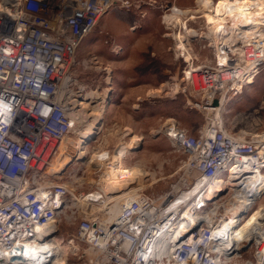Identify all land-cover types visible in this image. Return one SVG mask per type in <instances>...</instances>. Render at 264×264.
<instances>
[{
  "label": "built area",
  "instance_id": "1",
  "mask_svg": "<svg viewBox=\"0 0 264 264\" xmlns=\"http://www.w3.org/2000/svg\"><path fill=\"white\" fill-rule=\"evenodd\" d=\"M117 4L128 8L131 1L2 0L0 3V246L4 249L19 250L36 237L37 227L56 223L71 194L63 184L43 181L63 140L76 127L68 114L69 104L66 105L73 100L61 102L58 97L65 78L72 79L69 74L81 43ZM239 49L241 54L231 50L220 54L236 59L234 65L223 63L216 53L213 65H201L197 67L199 71L190 72L188 81L202 96V107L207 111V107L220 106L225 97L240 95L248 85V78L264 72V36L240 43ZM239 60L245 62L247 69ZM79 97L80 93L74 100ZM215 100L219 102L217 106ZM165 135L177 151L187 156L181 170L188 179L193 173L207 181L226 177L240 160L242 168L248 162L251 170L264 172V154L259 156L260 150H264L260 135L230 133L216 116L198 136L174 124L167 125ZM241 167L236 172L243 179L234 181L237 183L234 188L239 191L244 190L242 182L248 177ZM195 185L196 179L192 177L184 188L156 199L138 193L136 199L121 205L113 221L108 220L107 211H102L101 217L91 214L82 218L77 239L97 253L90 264H221L215 249L218 241L215 233L229 218L225 211L221 212V206L212 220L206 216L215 201L224 202L234 190L222 191L206 205L197 194L175 205L177 198L191 192ZM96 191L99 190L82 196V200L103 201L104 195L93 200L92 193ZM187 201L199 214L185 231L189 235L162 246L164 237L176 235ZM251 235L260 238L249 247L256 248L255 257L242 264H264V238L256 232ZM162 252H168L169 259L161 258ZM227 253L220 258L229 255L231 261L243 259L245 252L233 254L229 249Z\"/></svg>",
  "mask_w": 264,
  "mask_h": 264
},
{
  "label": "rangeland",
  "instance_id": "2",
  "mask_svg": "<svg viewBox=\"0 0 264 264\" xmlns=\"http://www.w3.org/2000/svg\"><path fill=\"white\" fill-rule=\"evenodd\" d=\"M130 1L128 8L118 4L114 7L112 15L118 24L116 27L109 28L104 21L99 22L95 31L81 43L69 74L72 77L69 101L79 93L93 90L102 94L108 104L100 133L89 144V158L43 179L46 183L68 185L70 189L53 235L66 251L68 264H90L96 254L78 241L77 233L82 218L91 214L101 217V203L95 204L100 208L98 211L90 202L80 204L76 198L82 200V196L101 187L98 181L104 174L103 169L110 164L102 168L96 163L88 165L97 149L103 148L111 161L120 142L128 143L134 135L141 136L136 145L128 148L124 166L142 167L143 176L130 186H137L139 194L156 199L184 188L191 178L183 176L181 169L187 156L172 146L165 135L167 125H178L198 136L216 116L230 133L264 134V72L226 103L220 114L202 107V96L186 79L185 72L190 66L213 65L217 50L202 36H187L186 44L192 53L188 61L185 53L176 51L174 38L175 33L185 32V26L180 21L177 25L168 24L165 16L172 14L175 8L190 11L183 19L186 26L205 33L207 17L192 13L197 9V0ZM127 128L131 131H126ZM75 136V133L70 135ZM220 210L225 211L223 206ZM249 247L241 250L245 252L243 259L237 258L229 264L253 260L256 248Z\"/></svg>",
  "mask_w": 264,
  "mask_h": 264
},
{
  "label": "bare ground",
  "instance_id": "3",
  "mask_svg": "<svg viewBox=\"0 0 264 264\" xmlns=\"http://www.w3.org/2000/svg\"><path fill=\"white\" fill-rule=\"evenodd\" d=\"M196 3L197 9L193 10L192 13H202L204 17H207L208 25L205 33H199L195 29H189L186 26L183 19L186 18L185 16L188 15L190 11H182L175 8L172 9V14H167L165 16V21L168 22V24L177 25L180 21L182 26H185V32L179 34L175 33L174 38L176 39V51L180 54L185 53V57L188 61L192 59V53L186 44L187 36H202L208 39L216 48L217 54L219 55L223 51L226 53L227 50H231L236 54H241V49H239L240 43H245L247 40L253 39L256 36H264V0H197ZM220 60L225 64L234 65L236 59L230 60L228 56L222 57L220 55ZM239 63L243 68L247 69L243 60H239ZM192 71H199V68L190 66V71L187 72L186 79L191 78L190 72ZM257 78L258 77L248 78L246 84L249 86L252 85ZM69 80L70 78L66 77L63 81L62 90L58 97L61 102L62 100L68 101L69 94L72 93H69V91L65 89ZM242 81L245 82L244 77H242ZM239 88L242 90L244 87ZM175 89L174 91H176ZM80 95L81 97L76 100L66 103V105L69 104L67 105L68 114L76 124L73 132L76 136H69L63 140L59 154L55 156L47 170L48 176H54L62 172L66 167L88 159L89 144L97 137L102 128V118L104 112L108 108V104L104 100V97L98 91L93 90ZM234 97H225L220 106L216 108L207 107V109L210 113L217 111L220 114L219 111L225 108L224 105L229 103ZM218 121H221L220 117ZM125 130L131 131L129 128ZM259 137H261L260 139H263L262 142H264V134ZM140 139H142L141 136L134 135L130 142H120L111 161L109 154L103 151V148L94 151V154L91 155L88 160V165L96 163V165L101 168L110 164L108 168L106 167V169H103L104 174L98 181L101 186L99 191L92 193L93 200L99 199L101 195L105 196V199L99 203H101V209L108 212L109 221H113L118 215L123 203H128L130 200L136 199L138 196L137 194L140 192L139 187H131L130 185L133 184L139 176H143L142 167L140 168L137 165L130 167L124 166L128 148L136 145ZM263 154L264 150H260L259 156ZM257 158H254V160H257ZM108 161L110 162L108 163ZM242 165V160H240V162L237 161L226 177L218 176L212 181L200 178L197 173L189 174V177L196 179L194 189H192L191 192L185 193L182 197H178L175 201V205H178L180 201L190 199L193 195L197 194L196 197H200L199 201H202L206 205L207 202L215 201L222 191L228 188L234 190L231 196L227 197L224 202L217 203V201H215L213 204L214 206L208 211L206 216L208 219L212 220L220 206H223L225 215L229 218L218 227L215 233L219 241L215 244V249L219 253L217 256L221 264H229L231 261L229 255L220 258L224 253L229 254L227 253L229 249L232 250V253L237 252V254H239L242 249H247L253 242H257V240L259 242V236H252L251 234L256 232L264 238V201H262L264 197V172L260 169L256 171L251 170L248 162L243 168L241 167ZM239 167H241L240 170L243 174H248V177L246 176L247 179H244L242 182L244 185L243 191L234 188L237 186V183L234 181L243 179L237 175L238 173L236 171ZM65 186L69 187L68 185ZM117 193L120 194L117 195ZM76 202L80 204L85 203L78 197L76 198ZM99 203H91L90 206L98 210L100 208L96 207L95 204ZM110 204L112 205L109 206ZM63 208L64 207H62V210ZM62 210H60V212H62ZM181 214L180 218L182 219V224H180L181 222L179 223L176 235L173 233L169 238L167 236L164 237L161 241V245H167L169 241L186 238L189 235V231L185 232L187 227L199 216V214L191 209L190 201H187ZM56 228V223L49 226L37 227L36 237L31 241L25 242L23 247L19 250H7L0 246V263L68 264L66 251L61 247L59 238L53 236ZM169 255L168 252H162L161 258L169 259Z\"/></svg>",
  "mask_w": 264,
  "mask_h": 264
},
{
  "label": "crops",
  "instance_id": "4",
  "mask_svg": "<svg viewBox=\"0 0 264 264\" xmlns=\"http://www.w3.org/2000/svg\"><path fill=\"white\" fill-rule=\"evenodd\" d=\"M113 10H115V8L114 9H112L107 15H105L102 19H101V21L100 22H105V26L106 27H109L110 28V26L111 27H113V25L116 27L118 24H117V22H115L116 21V19L115 18H113V15H112V13H113ZM121 13H123V12H121ZM118 14V13H117ZM118 17V16H117ZM112 18V19H111Z\"/></svg>",
  "mask_w": 264,
  "mask_h": 264
},
{
  "label": "water",
  "instance_id": "5",
  "mask_svg": "<svg viewBox=\"0 0 264 264\" xmlns=\"http://www.w3.org/2000/svg\"><path fill=\"white\" fill-rule=\"evenodd\" d=\"M219 104V102L217 100H215L214 105L217 106Z\"/></svg>",
  "mask_w": 264,
  "mask_h": 264
}]
</instances>
